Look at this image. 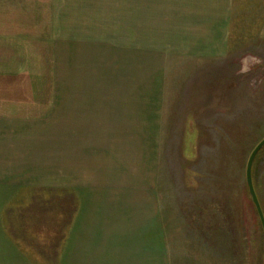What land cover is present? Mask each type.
<instances>
[{"label": "crops", "instance_id": "1", "mask_svg": "<svg viewBox=\"0 0 264 264\" xmlns=\"http://www.w3.org/2000/svg\"><path fill=\"white\" fill-rule=\"evenodd\" d=\"M255 10L264 24V0H0V106L47 89L0 117V264H170L168 75L225 58Z\"/></svg>", "mask_w": 264, "mask_h": 264}, {"label": "rangeland", "instance_id": "2", "mask_svg": "<svg viewBox=\"0 0 264 264\" xmlns=\"http://www.w3.org/2000/svg\"><path fill=\"white\" fill-rule=\"evenodd\" d=\"M255 15L225 58L178 61L168 75L159 206L170 264H264L263 230L245 183L247 159L264 136V24ZM14 91L3 95L14 99ZM34 91L21 95H47ZM23 96L0 106L6 126L36 110ZM252 180L264 208V146Z\"/></svg>", "mask_w": 264, "mask_h": 264}, {"label": "water", "instance_id": "3", "mask_svg": "<svg viewBox=\"0 0 264 264\" xmlns=\"http://www.w3.org/2000/svg\"><path fill=\"white\" fill-rule=\"evenodd\" d=\"M264 146V136L261 138V140L254 146L252 149L246 163L245 167V183L246 187L248 190V194L250 195L251 202L253 203L256 213L259 217L262 230H263V235H264V213L261 207V204L259 202L258 196L256 194L254 185H253V180H252V166L254 159L257 155V153L260 151V149Z\"/></svg>", "mask_w": 264, "mask_h": 264}, {"label": "trees", "instance_id": "4", "mask_svg": "<svg viewBox=\"0 0 264 264\" xmlns=\"http://www.w3.org/2000/svg\"><path fill=\"white\" fill-rule=\"evenodd\" d=\"M250 201H251V199H250ZM253 205V204H252Z\"/></svg>", "mask_w": 264, "mask_h": 264}]
</instances>
